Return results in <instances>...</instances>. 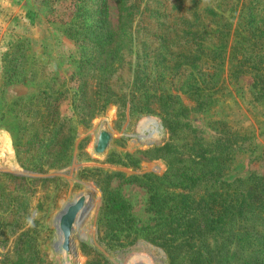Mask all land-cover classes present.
Instances as JSON below:
<instances>
[{
    "label": "rangeland",
    "instance_id": "rangeland-1",
    "mask_svg": "<svg viewBox=\"0 0 264 264\" xmlns=\"http://www.w3.org/2000/svg\"><path fill=\"white\" fill-rule=\"evenodd\" d=\"M212 2L0 0V264H170L165 235L194 216L200 190L264 181V87L255 83L264 9L246 10V0L204 9ZM55 81L68 83L56 116L55 103L44 115L40 102L28 110ZM45 119L54 133L28 146L26 126ZM205 143L232 148L223 178L193 164ZM238 185L207 195L221 226L210 236L214 264H238L243 235L264 249L263 215L239 211ZM76 199L84 203L66 234L59 214Z\"/></svg>",
    "mask_w": 264,
    "mask_h": 264
},
{
    "label": "trees",
    "instance_id": "trees-1",
    "mask_svg": "<svg viewBox=\"0 0 264 264\" xmlns=\"http://www.w3.org/2000/svg\"><path fill=\"white\" fill-rule=\"evenodd\" d=\"M222 1L224 0H213V2L207 5V8L204 9L209 11L210 8L208 7L219 6V4L221 6ZM253 6H255L256 9L258 8L264 9V0H246L244 4L246 10H253L254 9ZM263 22H264V16H263ZM209 25L210 24L208 21H205L203 23V26L206 27V30H208ZM168 27L169 26H165V28L161 31V33L163 36L171 37V34L168 33L167 30ZM206 33H209L210 37H216V35H214V30L207 31ZM256 71L257 73H256L255 83L258 86L260 85L264 87V65ZM71 79L69 78V82L71 81ZM205 82L208 83V81L206 80ZM64 84H68V83L63 81L61 84L60 81H55L51 87L49 88L46 87L43 90L37 91L35 95L28 100L29 103L28 110H31L33 108L34 106L33 102H36V104L37 102H40L41 104L38 106L39 108L38 113L44 115V112L48 113L50 111V108H52V103H55V105H53V108H55V110L54 109L51 110V115L56 116L59 110L57 107L58 104L56 105L58 87L61 86V89L64 91L63 93H67V89H64L63 87ZM43 107H44V111L42 110ZM146 113L150 115H157L156 109L154 108L148 109ZM45 121H46L45 124L41 122L38 125L34 124L29 127L26 126L27 129L26 134L28 135V140H27L28 146L43 147L46 144L45 143L46 137L50 136L52 132L54 133V129L51 127L52 125L48 122V119H45ZM9 135L11 136L12 139H14L13 133L10 132ZM222 145H223L222 147H218V146H211L210 144L205 143L204 145L205 149L196 150V151L194 150L191 152V155L195 159H197V160L192 159V162L195 165V167L203 168V170L204 169L206 170L204 176H208L209 174H211L214 168L218 169V173L221 178L225 176L224 173L226 171L228 172L230 166L229 164L226 163V161L228 160L227 156L229 150H232V148L229 147V144L227 145L222 144ZM28 152H32V150H29ZM52 165L53 164H51V166ZM38 167L40 166L35 162V167L33 166L32 168L34 169ZM190 168L192 172L191 175L189 176V180L195 183L201 177L194 176V173L198 169L192 167ZM253 181H255V179L252 180L251 176L243 179L238 178L234 180L232 184H226L227 182L222 183L216 180L215 188H211L210 186L206 185L205 186L206 188H204V190H200L202 194L198 195L200 196L199 199L194 201V205H192V211L194 212V216L188 218L187 220H185L183 217L176 219L173 222V226L171 224L170 237H168V235L166 237L165 235V239L164 242L162 243V246L166 248L170 261L172 260L170 264L177 263L175 262V260L179 258L182 259L185 256L187 262L189 260L192 264H214V259H212L214 258V253L211 251L212 245L210 244V241L214 229L220 228L221 226L216 225L219 223H215L217 220L212 216L213 209L208 205L207 195H209V193L212 192L215 193L218 192L220 190L217 189L218 187L221 186L224 188L236 187L235 185L240 184L237 186L239 189L238 196L242 200V202H240L238 206L239 211L245 212L246 215L256 214V213L262 214L263 217L258 220L264 221V181L261 182L256 181L257 183L256 186L260 188L256 189L254 192H250L251 187H256V186H252ZM209 189L212 192L209 191ZM185 207H187V205H182V208ZM189 208H191V206ZM172 230H174L173 236H171ZM221 238L226 240V238L224 237ZM249 238L250 236L243 235V238L240 237L238 240V245L240 246V249L235 254L238 257L237 258L238 264H264L263 243H261V245L259 246L256 245L260 249V251L258 252L242 251V247H244V245L251 246L252 248L256 247L254 246L255 244L248 241ZM258 260H260V262H258Z\"/></svg>",
    "mask_w": 264,
    "mask_h": 264
},
{
    "label": "water",
    "instance_id": "water-1",
    "mask_svg": "<svg viewBox=\"0 0 264 264\" xmlns=\"http://www.w3.org/2000/svg\"><path fill=\"white\" fill-rule=\"evenodd\" d=\"M107 142H108V136L103 133L101 135V137L99 139V143H98V145H97V147L95 149L96 152H98V153L103 152L104 149L107 146ZM80 203H81V201H79L78 204L80 205ZM76 209H78V206L71 207L68 210L67 214L64 215V216H62V218H61V222H60V224H61V230L63 232H65L66 234L69 232V229H70V221L73 218L74 214L76 213Z\"/></svg>",
    "mask_w": 264,
    "mask_h": 264
},
{
    "label": "bare ground",
    "instance_id": "bare-ground-1",
    "mask_svg": "<svg viewBox=\"0 0 264 264\" xmlns=\"http://www.w3.org/2000/svg\"><path fill=\"white\" fill-rule=\"evenodd\" d=\"M2 143H3V145H6V144H7V142H6L5 139L2 141ZM79 201H80V199H76V200H74L72 203L67 204V205L64 207L63 211L60 212V214H59V218H61L62 216L66 215L67 212H68V210H69L71 207L78 206V209H76V213H77V211L82 207V205H83V203H84V200H83V201H81V203H80V205H79V204H78ZM77 204H78V205H77ZM59 218L57 219V221H59Z\"/></svg>",
    "mask_w": 264,
    "mask_h": 264
}]
</instances>
